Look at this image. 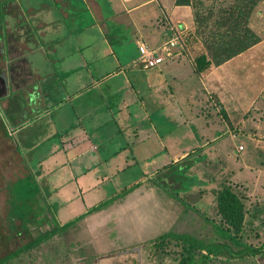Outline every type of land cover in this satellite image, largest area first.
<instances>
[{
  "label": "crops",
  "instance_id": "1",
  "mask_svg": "<svg viewBox=\"0 0 264 264\" xmlns=\"http://www.w3.org/2000/svg\"><path fill=\"white\" fill-rule=\"evenodd\" d=\"M8 5L0 6V195H8L10 206L11 184L33 181L36 196L54 206L62 226L104 202L96 199L106 183L114 189L111 198L133 185L126 199L138 194L140 161L150 163L153 148L172 158L171 164L187 158L193 120L207 116L208 95L201 88L207 74L196 79L191 62L199 43L158 68L138 64V45H161L170 23L187 24V6H175V0ZM222 103L215 105L227 118ZM153 116L157 123L182 125V135L174 130L171 136L168 129L164 136ZM227 121L225 132L232 129ZM74 199L78 215L60 221L58 212Z\"/></svg>",
  "mask_w": 264,
  "mask_h": 264
},
{
  "label": "rangeland",
  "instance_id": "2",
  "mask_svg": "<svg viewBox=\"0 0 264 264\" xmlns=\"http://www.w3.org/2000/svg\"><path fill=\"white\" fill-rule=\"evenodd\" d=\"M191 1L187 19H182L189 30L193 32L199 28L197 15H210L209 28H200V32L197 30L196 40L193 39L204 47V41L210 38V30L214 33L217 29L214 22L219 18V11L240 0ZM253 1L255 3L250 7L252 9L248 13L247 26L259 36L260 41L221 67L213 66L205 71L203 75H207L203 81L200 75H194L196 79L201 78L203 96L208 95V107L203 109L206 117L199 121L193 118L194 125L198 124V127H193L192 123L194 138L187 144V158L180 161L179 165L171 164L172 158L164 151L153 148L150 151L155 156L150 163L142 164L140 161L138 194L134 193L127 199L124 196L112 206L109 204L99 212L88 217L79 216V219L74 218L78 215L75 212L79 205L76 199L72 200L70 206L58 212V217L60 221L74 218L73 225L38 248L22 254L19 259H12L11 264H176L174 258L178 257L179 247L175 241L165 243L155 252L148 247L151 240L165 233L187 234L206 244L225 242L232 250H239V246L217 231L222 223L216 214L215 193L222 185L230 186L245 204V223L237 236L241 235L243 244L252 247H259L263 243L264 0ZM7 11V15L13 13L12 10ZM0 13L3 16L4 11L1 9ZM178 23L181 24V20ZM178 23L175 22V25ZM203 47L195 51L191 59L204 52ZM192 67L194 69V65ZM0 86L5 87V84ZM216 102H223L225 106L227 118L232 124L229 132H225L229 122L219 112ZM152 119L161 133H166L161 135L167 136L165 131L168 129H171V136H174V130L175 135H182V125L175 127V122L161 124L157 123L156 117ZM205 121L208 129L204 127ZM201 129H205V132ZM208 141L207 146L200 148ZM239 147L242 149L239 150ZM175 151L179 149L169 152ZM142 172L146 174L144 182ZM130 175L126 183L131 181L133 175ZM163 177V180L160 179ZM157 179L160 180L155 181ZM159 182L167 185L172 193L169 194ZM34 186L35 182L29 180L20 181L17 185L11 184L12 206L8 195H0V261L6 262L9 255L54 226L50 217L49 223L37 224L36 221L42 217L40 215L27 227V232L23 230V223L16 216L20 212H44L47 215L51 212L54 220L56 209L47 206L45 198L44 202L40 201ZM113 190L110 183H106L98 192L96 201L110 199L109 194ZM211 258L209 264H264V257L232 260L223 255Z\"/></svg>",
  "mask_w": 264,
  "mask_h": 264
},
{
  "label": "trees",
  "instance_id": "3",
  "mask_svg": "<svg viewBox=\"0 0 264 264\" xmlns=\"http://www.w3.org/2000/svg\"><path fill=\"white\" fill-rule=\"evenodd\" d=\"M10 1L12 0H0V6H5L6 3ZM254 3L255 2L253 0H240L238 3L235 2L230 7L221 9L219 11V18L214 22V25L217 27V29L214 33L213 30H210V38H208L207 41H204V47H199V49L203 47L204 52L196 55L193 59L195 74L200 75L213 66L217 67L224 64L230 59L253 47L260 41L259 36L247 26L248 13L252 9L250 7H252ZM175 6L190 7L192 6V1L175 0ZM209 18L210 15L205 17L197 15L196 21L199 24V28H195L193 33L186 38V41L189 43V45H197L195 42V33H197V30L200 32V28H209ZM194 38L195 40H193ZM224 118L227 119L226 116H224ZM160 179L163 180L164 177ZM160 179L155 181H159ZM161 185L164 186L163 188L168 190L169 194L172 193L167 185H163L162 183ZM135 188H137L135 185L130 188H123L119 194L93 207L80 217L83 218L87 215L102 210L114 201L128 195ZM40 201L43 200L41 199ZM215 209L216 214L222 223V226H220L219 230L217 231H221L225 238H227L231 243L239 246V250H232L231 247L225 242L224 244H206L192 238L187 234L173 233H165L151 240L148 247H150L151 250H154L155 252V250L159 249L165 243H168L169 241H175L176 245L179 247L178 257L174 258L176 264H209L212 256L217 258L218 256L223 255L228 256L229 259L232 260H243L248 257L263 258L264 241L259 247H252L243 244L242 240L240 239L241 235L237 236V234L242 232L244 227L246 209L242 198L238 196L230 186L222 185L216 191ZM48 213H50V215H47V213L44 212L41 214H34V211H25L16 214V216L22 221V228L26 232L28 231L27 227H30L29 225L34 222V218L39 217L40 215H42V217L36 221L37 224H42V222L46 221L49 223L52 220L54 222V226L48 231L39 233L33 240H30L27 244H25L22 249L9 255L5 260L6 262L1 260L0 264H11L10 262H12V259H19L22 254L27 253L31 249L38 248L41 244L55 237L60 231L68 229L74 223L73 220L65 223L62 226H59L55 219L53 220L51 212ZM32 214L34 215L32 216ZM76 219H79V217Z\"/></svg>",
  "mask_w": 264,
  "mask_h": 264
},
{
  "label": "built area",
  "instance_id": "4",
  "mask_svg": "<svg viewBox=\"0 0 264 264\" xmlns=\"http://www.w3.org/2000/svg\"><path fill=\"white\" fill-rule=\"evenodd\" d=\"M189 27L181 24L171 25L166 40L159 46L149 47L145 43L138 45V64L143 69H155L161 66L166 60L174 57L179 58L188 54L190 45L186 38L192 34ZM242 148L239 147V150Z\"/></svg>",
  "mask_w": 264,
  "mask_h": 264
}]
</instances>
